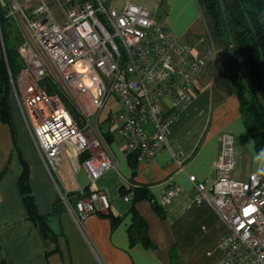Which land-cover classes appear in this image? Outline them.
Masks as SVG:
<instances>
[{
    "label": "built area",
    "instance_id": "2783aa9c",
    "mask_svg": "<svg viewBox=\"0 0 264 264\" xmlns=\"http://www.w3.org/2000/svg\"><path fill=\"white\" fill-rule=\"evenodd\" d=\"M0 7L19 40L22 68L12 95L44 163L55 170L63 149L72 146L92 189L116 168L115 160L94 153L100 141L90 131L103 124L108 132L115 128L136 162L159 153L170 123L191 103L192 81L204 64L190 47L132 0H0ZM220 142L214 182L188 177L193 201L213 208L225 225L218 264H264V171L238 179L233 139L223 135ZM82 154L88 157L79 161ZM75 195L73 207L68 196L61 199L78 225L113 211L102 192L79 188ZM171 196L164 192L161 205ZM247 208L254 211L246 215Z\"/></svg>",
    "mask_w": 264,
    "mask_h": 264
},
{
    "label": "crops",
    "instance_id": "0c3cea01",
    "mask_svg": "<svg viewBox=\"0 0 264 264\" xmlns=\"http://www.w3.org/2000/svg\"><path fill=\"white\" fill-rule=\"evenodd\" d=\"M139 6L151 13L162 10L158 24L203 60L201 72L192 81L191 103L174 117L164 147L148 162L138 163L127 155L123 142L105 130L104 124L91 130V137L100 141L94 153L115 160L116 168L90 189L85 170L77 167L76 155L69 149H63L55 170L43 162L15 98H10L12 125L0 119V264H218L225 225L213 208L193 201L194 188L188 177L204 185L214 182L223 135L233 139L238 179L264 171V165L245 128L233 73L223 55L225 44L215 35L204 0H155L153 10ZM164 102L163 112L169 115L168 101ZM21 160L29 168L28 182L38 214L57 216L59 235L44 237L38 224L28 219L17 187ZM142 187L148 197L136 201L134 208L146 224L152 247L130 246L126 233L130 216L113 208L123 196ZM79 188L104 193L112 215L121 216L120 222L112 228L107 217L95 214L76 224L61 197L68 196L73 207ZM164 192L172 196L162 206Z\"/></svg>",
    "mask_w": 264,
    "mask_h": 264
},
{
    "label": "trees",
    "instance_id": "16d2710c",
    "mask_svg": "<svg viewBox=\"0 0 264 264\" xmlns=\"http://www.w3.org/2000/svg\"><path fill=\"white\" fill-rule=\"evenodd\" d=\"M204 3L207 12L214 20L216 37L224 41L223 55L233 73L239 110L245 128L253 139L254 151L264 165V0H223L235 49L230 43L219 1L204 0ZM9 26L6 11L0 7V119L3 123L11 126L9 108L11 81L9 75L13 79L16 78L22 65L17 48L14 49L7 44L5 30L7 28L8 32ZM1 40L4 43V52L1 48ZM236 53L241 59L251 84L241 70ZM87 157V154H82L78 158L79 161H83ZM28 172L29 168L26 162L21 160V172L17 181L19 195L28 219L38 224L44 237L52 238L53 233L48 227L46 217L38 214L36 210L29 187ZM147 197L148 192L145 188L135 189L131 204L125 212L130 216V223L126 231L130 246L141 244L144 247H152L147 236L146 224L134 208L136 201ZM101 216L109 219L112 228L121 220V216L115 217L111 212L101 214Z\"/></svg>",
    "mask_w": 264,
    "mask_h": 264
},
{
    "label": "rangeland",
    "instance_id": "374dc122",
    "mask_svg": "<svg viewBox=\"0 0 264 264\" xmlns=\"http://www.w3.org/2000/svg\"><path fill=\"white\" fill-rule=\"evenodd\" d=\"M154 2H155V0H132V3L133 4H135V5H142V6H144V7H146L147 9H149V10H153V5H154ZM154 14V17L152 16V19L155 21V23H159L160 24V22H161V20H162V10L160 11H155V13H152V15ZM8 23L10 24V26L8 27V32H7V28H6V30H5V32H6V36H7V44H8V46H10V47H13L14 49H16L17 48V46H18V38L16 37V30L14 29V27H12V25H11V23L9 22V20H8ZM1 33V32H0ZM1 38V37H0ZM1 48H2V50H3V52H4V43H3V41L1 40ZM9 77H10V81H11V88H10V98H12L13 97V88H12V82L13 83H16V80H15V78L13 79L10 75H9ZM107 112H108V108H106V109H104V111H103V113H102V115H101V121H103V119L106 117V115H107ZM81 127L82 128H84L83 130H85V127H84V124H82L81 125ZM105 130H107L108 129V126H107V124H105V125H103L102 126ZM115 128H113V129H110L111 130V132L114 134V135H117L116 133H115V130H114ZM146 129H148V126H146ZM118 136V135H117ZM64 149H69L70 151H71V153L74 155V157H75V151H74V149H73V147L72 146H68V147H66V148H64ZM68 150V151H69ZM239 153H238V157L240 156V158H242L243 157V154H242V152L241 151H238ZM64 153H66V155H67V150H65L64 151ZM244 163H246L247 162V158H246V156H244V160H242ZM240 162V161H239ZM239 165V164H238ZM237 166V165H236ZM244 172L247 174V170H244ZM249 175V174H248ZM248 175L246 176V178L248 177Z\"/></svg>",
    "mask_w": 264,
    "mask_h": 264
},
{
    "label": "water",
    "instance_id": "95a60500",
    "mask_svg": "<svg viewBox=\"0 0 264 264\" xmlns=\"http://www.w3.org/2000/svg\"><path fill=\"white\" fill-rule=\"evenodd\" d=\"M218 1H219L220 9H221V14H222L225 26L227 28V32H228L229 38H230V43H231L232 47L235 49V44H234L233 39L231 37L230 28H229V25H228V22H227V17H226L224 5H223V0H218ZM236 56H237V60L239 62V65L241 67L242 72L244 73L247 81L250 83L249 78L247 76V73L245 71V68H244V66H243V64L241 62V59H240V57L238 56L237 53H236ZM130 204H131V201L126 202V201L120 200V201H117L114 204L113 208H114V210L117 213L121 214V213H124V212L127 211V209L129 208ZM46 219H47V224H48V227H49L50 231L52 233L56 234V235H59L60 231H59V219H58V217L57 216H47Z\"/></svg>",
    "mask_w": 264,
    "mask_h": 264
},
{
    "label": "snow or ice",
    "instance_id": "6c2138e0",
    "mask_svg": "<svg viewBox=\"0 0 264 264\" xmlns=\"http://www.w3.org/2000/svg\"><path fill=\"white\" fill-rule=\"evenodd\" d=\"M254 211V209H251V208H247L245 209V214H249L250 212Z\"/></svg>",
    "mask_w": 264,
    "mask_h": 264
}]
</instances>
